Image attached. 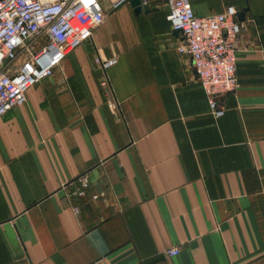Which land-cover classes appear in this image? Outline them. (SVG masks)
<instances>
[{
  "label": "crops",
  "instance_id": "0c3cea01",
  "mask_svg": "<svg viewBox=\"0 0 264 264\" xmlns=\"http://www.w3.org/2000/svg\"><path fill=\"white\" fill-rule=\"evenodd\" d=\"M190 2L248 7L224 113L165 0L110 10L0 117V264H264V0Z\"/></svg>",
  "mask_w": 264,
  "mask_h": 264
},
{
  "label": "built area",
  "instance_id": "2783aa9c",
  "mask_svg": "<svg viewBox=\"0 0 264 264\" xmlns=\"http://www.w3.org/2000/svg\"><path fill=\"white\" fill-rule=\"evenodd\" d=\"M107 1L109 7H104ZM128 0H0V117L26 101L27 90L50 77L67 54L92 38L93 30L108 12ZM148 4L149 0H141ZM172 29L178 30L179 53L186 54L201 83L210 112L224 113L221 98L238 87L236 42L242 30L238 9L200 16L190 0H165ZM95 61L103 74L101 84L110 88L106 69L115 57ZM115 106L116 102L109 101ZM87 181L75 190L84 194ZM179 247L165 250L176 255Z\"/></svg>",
  "mask_w": 264,
  "mask_h": 264
},
{
  "label": "water",
  "instance_id": "95a60500",
  "mask_svg": "<svg viewBox=\"0 0 264 264\" xmlns=\"http://www.w3.org/2000/svg\"><path fill=\"white\" fill-rule=\"evenodd\" d=\"M132 4L134 6H138L136 9L137 11L139 10H148L149 9V5L148 4H143L142 6H139V4L141 3V0H131ZM248 10V7L245 6V7H242L240 10L237 11V18L239 19V21H242L244 19V15H245V12ZM176 32H179L178 30H175ZM116 166V164H115ZM118 172L119 171V168L116 166Z\"/></svg>",
  "mask_w": 264,
  "mask_h": 264
},
{
  "label": "rangeland",
  "instance_id": "374dc122",
  "mask_svg": "<svg viewBox=\"0 0 264 264\" xmlns=\"http://www.w3.org/2000/svg\"><path fill=\"white\" fill-rule=\"evenodd\" d=\"M107 7H109V4H108V6Z\"/></svg>",
  "mask_w": 264,
  "mask_h": 264
}]
</instances>
